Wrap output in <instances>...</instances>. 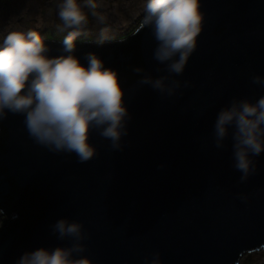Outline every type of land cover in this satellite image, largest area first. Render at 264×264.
<instances>
[{
    "label": "water",
    "instance_id": "water-1",
    "mask_svg": "<svg viewBox=\"0 0 264 264\" xmlns=\"http://www.w3.org/2000/svg\"><path fill=\"white\" fill-rule=\"evenodd\" d=\"M201 11L197 49L173 77L192 87L173 97L141 85L135 71L167 75L156 71L165 66L153 58L151 29L105 46L76 45L82 65L95 53L118 74L131 117L122 150L93 132L97 156L81 164L75 154L37 145L24 116L0 121V264L71 246L53 234L61 219L84 225L90 239L81 255L93 264H144L155 251L162 264H237L264 248V153L242 184L231 134L223 149L213 141L217 114L232 98L264 96L251 81L264 77V0H201ZM44 42L50 58L65 54L62 43Z\"/></svg>",
    "mask_w": 264,
    "mask_h": 264
},
{
    "label": "clouds",
    "instance_id": "clouds-1",
    "mask_svg": "<svg viewBox=\"0 0 264 264\" xmlns=\"http://www.w3.org/2000/svg\"><path fill=\"white\" fill-rule=\"evenodd\" d=\"M84 8L92 9V15L104 23L103 16L94 11V0H83V4L62 0L57 6L61 30L67 32L63 55L50 58L48 46L32 30L10 31L0 42V121L9 113L24 116L28 135L37 145L56 154H75L81 164L97 156V148L89 142L93 132L109 141L112 151L122 150L121 140L128 135L131 119L117 72L105 67L95 53L85 55L87 67L74 55L75 42L86 35L88 27ZM143 10L141 27L151 29L156 41L153 58L165 66L156 71L167 75L153 78L144 69L135 71L143 73L141 85L173 97L181 88L192 87L191 81L173 77L184 74L197 49L205 22L201 0H145ZM111 39L108 30L101 29L98 43ZM251 81L264 86V77L259 75ZM230 134L232 166L242 173L238 182L243 184L258 171L254 157L264 153V96L254 103L232 98L220 109L214 123V146L223 149ZM238 198L248 199L243 194ZM52 231L62 241L71 239V246L26 252L16 264H93L81 255L87 251L83 241L90 239L82 223L61 219L52 225ZM144 264H162L161 253L152 252Z\"/></svg>",
    "mask_w": 264,
    "mask_h": 264
},
{
    "label": "rangeland",
    "instance_id": "rangeland-1",
    "mask_svg": "<svg viewBox=\"0 0 264 264\" xmlns=\"http://www.w3.org/2000/svg\"><path fill=\"white\" fill-rule=\"evenodd\" d=\"M62 0H0V42L10 31L37 32L43 40L63 41L67 35L62 31L63 22L57 14V6ZM83 4V0H78ZM94 11L104 18L99 23L92 15V9L84 8L88 15L86 35L77 38L98 43L101 29H107L111 40H125L126 36L135 35L141 29L144 17L145 0H94ZM63 38V39H62ZM95 39V40H94ZM107 43L106 41L103 43ZM239 264H264V250L246 254Z\"/></svg>",
    "mask_w": 264,
    "mask_h": 264
},
{
    "label": "bare ground",
    "instance_id": "bare-ground-1",
    "mask_svg": "<svg viewBox=\"0 0 264 264\" xmlns=\"http://www.w3.org/2000/svg\"><path fill=\"white\" fill-rule=\"evenodd\" d=\"M140 30V29H139ZM139 30H137V32L139 31ZM136 32V33H137ZM135 33V34H136ZM134 35V34H133ZM130 36H132V35H130ZM130 36H126L125 38L127 39V38H129ZM125 39V40H126ZM95 40V39H94ZM125 40H109V41H106L107 43H105V44H97L95 41H92V40H90V41H88V39L87 40H81V41H83L82 43H80V41H79V43H77V42H75V44L76 45H83V44H89V45H99V46H105V45H109V44H113V43H118V42H122V41H125ZM44 41H52V42H58V43H62V42H60V41H58V40H44ZM77 41V40H76ZM255 252V251H254ZM239 263V261L237 262V264Z\"/></svg>",
    "mask_w": 264,
    "mask_h": 264
},
{
    "label": "trees",
    "instance_id": "trees-1",
    "mask_svg": "<svg viewBox=\"0 0 264 264\" xmlns=\"http://www.w3.org/2000/svg\"><path fill=\"white\" fill-rule=\"evenodd\" d=\"M63 39V38H62ZM49 40H53V39H49ZM60 42H62V41H60ZM264 249V248H263ZM263 249H260V250H258V251H262Z\"/></svg>",
    "mask_w": 264,
    "mask_h": 264
},
{
    "label": "flooded vegetation",
    "instance_id": "flooded-vegetation-1",
    "mask_svg": "<svg viewBox=\"0 0 264 264\" xmlns=\"http://www.w3.org/2000/svg\"><path fill=\"white\" fill-rule=\"evenodd\" d=\"M2 224H3V223H2V222H0V226H2ZM263 250H264V249H263ZM238 264H239V263H238Z\"/></svg>",
    "mask_w": 264,
    "mask_h": 264
}]
</instances>
